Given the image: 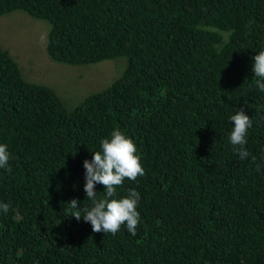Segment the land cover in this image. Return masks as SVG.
<instances>
[{
    "label": "trees",
    "instance_id": "obj_1",
    "mask_svg": "<svg viewBox=\"0 0 264 264\" xmlns=\"http://www.w3.org/2000/svg\"><path fill=\"white\" fill-rule=\"evenodd\" d=\"M48 25L55 63L124 58L120 74L67 107L25 80L0 49V264H264V167L240 160L230 117L252 120L246 147L264 159V92L253 57L264 51V0H0ZM264 82V81H262ZM119 130L145 175L115 199L140 193V223L94 233L83 215V161ZM97 200L104 187L96 184Z\"/></svg>",
    "mask_w": 264,
    "mask_h": 264
},
{
    "label": "clouds",
    "instance_id": "obj_2",
    "mask_svg": "<svg viewBox=\"0 0 264 264\" xmlns=\"http://www.w3.org/2000/svg\"><path fill=\"white\" fill-rule=\"evenodd\" d=\"M252 59L254 61L252 70L254 76L258 78L256 84L260 91L264 92V82H262L264 81V51H260ZM230 120L233 128L228 139L234 153L240 160L250 158L253 163H256L257 171H259L261 167H264V159L257 162V158L251 156L246 147L248 129L252 126L251 118L242 109H237ZM100 148V151L93 152L91 161H83L84 191L86 197L93 202V206L90 209L84 208V214L81 215L80 201L74 198L66 203L71 210L69 216L77 221L83 218L84 222L90 223L94 233L116 235L121 226L126 224L127 231L132 236H136V229L140 223V213L137 211L140 193L131 189L124 198L115 199L114 197L117 195V190L123 186L125 179L135 181L137 177L145 175L140 156L137 155V147L124 133L113 130L110 139L101 140ZM9 160L8 146L0 144V169L10 172ZM96 184L104 187V198L99 200L96 198ZM10 207L8 203H0V211L7 213Z\"/></svg>",
    "mask_w": 264,
    "mask_h": 264
},
{
    "label": "rangeland",
    "instance_id": "obj_3",
    "mask_svg": "<svg viewBox=\"0 0 264 264\" xmlns=\"http://www.w3.org/2000/svg\"><path fill=\"white\" fill-rule=\"evenodd\" d=\"M46 33L43 20L20 10L0 16V49L14 60L23 79L49 86L67 107L105 87L123 69V57L75 66L50 61L45 53Z\"/></svg>",
    "mask_w": 264,
    "mask_h": 264
}]
</instances>
